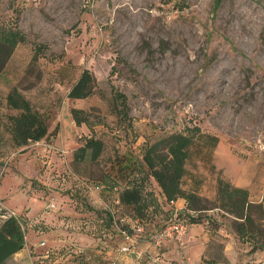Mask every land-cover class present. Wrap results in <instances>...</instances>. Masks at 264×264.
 I'll return each instance as SVG.
<instances>
[{
  "label": "rangeland",
  "instance_id": "rangeland-1",
  "mask_svg": "<svg viewBox=\"0 0 264 264\" xmlns=\"http://www.w3.org/2000/svg\"><path fill=\"white\" fill-rule=\"evenodd\" d=\"M0 16L15 19L26 36L0 75V115L8 113L6 96L16 89L62 136L0 157V201L17 213L26 237L23 251L4 264H76L75 236L89 231L81 222L91 211L78 194L89 166L73 167L65 156L91 135L104 143L99 161L107 168L116 151L136 153L164 133L198 127L204 136L190 151L184 184L201 189V217L215 209L216 161L232 178L240 160L251 183L264 178V0H0ZM84 69L95 76L99 94L69 100ZM111 87L126 97L130 129L114 115ZM73 107L84 111L87 125L72 128ZM207 136L219 140L214 153L205 148ZM52 153L56 163L41 177ZM39 186L57 202L53 214H71L52 229L57 246L48 225L33 222L45 208ZM261 187L264 195V182ZM70 193L79 219L62 200ZM50 246L55 253L45 257Z\"/></svg>",
  "mask_w": 264,
  "mask_h": 264
},
{
  "label": "trees",
  "instance_id": "trees-1",
  "mask_svg": "<svg viewBox=\"0 0 264 264\" xmlns=\"http://www.w3.org/2000/svg\"><path fill=\"white\" fill-rule=\"evenodd\" d=\"M179 9L182 10L183 7L180 5ZM25 42L26 36L19 29L17 21L2 20L0 16V75L15 49ZM40 48L34 53V61L42 52ZM97 91L95 76L88 69H84L69 89L67 98L89 99L99 94ZM111 104L118 122L126 123L130 129L126 97L114 87H111ZM5 109L8 113L0 115V157L18 150L23 152V148L30 143L39 142L50 135L54 136L55 130L48 134V119L16 89L6 96ZM69 112L75 126L88 124L83 110L71 108ZM203 136L198 127H187L184 132L164 133L153 141H146L137 154L132 151H116L113 161L105 168L99 161L104 151V143L91 135L72 152L71 164L73 167L87 164L88 183L102 186L109 191L116 190L121 214L131 220H137L143 227V233L151 230L154 232L158 219H161V216L162 219L165 218L163 202L169 203L179 198L187 203L186 210L179 217L186 221L188 227L201 224L213 229L218 225L214 219L199 215L201 209L197 204L202 201L201 197L192 190L183 189L190 151ZM206 138V150L213 151L219 142L218 138ZM212 168L214 169V166ZM214 208L222 212L218 213L219 215L229 218V227L241 242L251 246L250 252L264 251L263 206L251 203L248 192L234 187L221 171L216 174ZM190 212L196 215L190 216ZM106 216L109 218V225H112L110 213H106ZM148 227H151V230L148 231ZM121 230L131 232L126 226H122ZM25 240L24 229L16 219L0 221V264H4L14 254L23 250ZM50 253L48 251L49 256Z\"/></svg>",
  "mask_w": 264,
  "mask_h": 264
},
{
  "label": "crops",
  "instance_id": "crops-1",
  "mask_svg": "<svg viewBox=\"0 0 264 264\" xmlns=\"http://www.w3.org/2000/svg\"><path fill=\"white\" fill-rule=\"evenodd\" d=\"M83 100L77 99L73 101ZM35 109L38 110L37 108ZM48 125V134H50L52 132V128L49 122ZM72 128H75V124L73 121ZM59 139L60 141H62L60 127L59 133L56 132L54 136L50 135L48 138H44L39 142L30 143L29 147L32 146L34 148H39L42 145H45L46 142H53ZM218 145L219 142L212 153L215 152ZM74 150L75 149H73L72 152ZM62 152H64L65 155L68 154L67 151ZM72 152L69 158L67 157V155L65 156L67 162L69 163L72 162ZM138 152L139 150H137L136 154ZM55 160L56 156L52 153L49 156L48 161L42 162L43 167H41V169H43V172H41V170L39 169V175L41 177L44 176L43 173L46 169H50L51 166L56 163L54 162ZM240 162V171L234 178L226 174L224 169L218 167V161H216L215 166L217 167L215 168H218V170L216 171H221L222 174L230 181V183L234 187L246 190L248 192L249 201L251 203L261 204L264 208V195L261 190V183L264 182V178L259 175L257 177V181H259L260 183H251L249 179V171L246 167V164L242 160H240ZM47 181L51 184H55V182L53 181V176L50 177V173L47 177ZM38 188L41 189L40 191L42 193L40 197L45 203V208L43 211H45L49 201H53L56 208L57 202L53 199V197H51L50 189L42 186H39ZM183 189L192 190L199 197L203 196L200 188H192L189 185L184 184ZM78 194L82 195L81 202L84 204V206H87L88 210L95 213V211L99 209L101 210V213L97 216H92L90 215V212L86 216L87 219L82 220L81 222L87 225V229L89 231L86 234H79L78 237L75 236L77 238V240L76 238L75 240L80 242L76 251H71L75 255V257L73 258L78 259L75 262L76 264H155L151 260L154 257L159 258L160 263L158 264H264V251L257 250L255 252H250L251 246H249V244L247 243L241 242L229 227V218L223 217L218 213H213L221 217V219L217 221V227L209 229L208 227L201 224H193L188 227L185 235L183 236L181 246H179L172 240H168L165 241L161 247L156 248L152 245L150 240L151 233L153 232L152 230L150 232H144L143 234L135 233L133 231L132 220L129 217L123 216L121 214V208L118 205V193L116 190L109 191L105 188H102L101 190H86L81 187ZM215 197L216 176L214 180L213 201L215 200ZM62 200H67L68 207L73 210L75 218L79 219L83 216L77 215L76 211H74V208H76L72 205L74 202V194L70 193L68 195L62 196ZM162 207L166 212L165 218L162 219L161 216V219H158L157 227L153 230L159 228L167 220L172 209H177L181 212H184L187 208V203L184 199L179 198L173 201V205H169L168 203L163 202ZM52 212L53 210L46 213L44 216H41L42 213L39 214L33 219L35 220L33 222L35 225H48L46 229L50 231L51 240L53 241L51 246H57V242H55V239H57L58 237L53 233L52 229L59 224L58 218L60 216L66 218L71 216V214L69 213L62 215L53 214ZM21 213V216L23 218L26 217L24 214L25 211ZM106 213H110V216L113 219L112 225H109L110 221L106 216ZM212 218L214 219L215 217ZM220 220L222 223H220ZM76 221L80 222V220ZM122 226H126L127 228H129L131 230L129 234L137 238V251L143 255L141 260L137 261L134 255L123 253L120 251V248L125 245L124 238L120 233ZM92 229H94L95 231H91ZM97 230L99 231L98 234L96 233ZM64 244L65 243L62 244V247L66 245ZM31 245L38 248L40 244H37L36 242H34V240H31ZM51 246L47 247L44 250L41 249L43 254H46V256L44 255L45 257H48V251H50L51 254L55 253L54 250L56 248ZM40 248H45V245L44 247ZM22 251L23 250L14 254L13 256L21 253Z\"/></svg>",
  "mask_w": 264,
  "mask_h": 264
},
{
  "label": "built area",
  "instance_id": "built-area-1",
  "mask_svg": "<svg viewBox=\"0 0 264 264\" xmlns=\"http://www.w3.org/2000/svg\"><path fill=\"white\" fill-rule=\"evenodd\" d=\"M62 152V151H61ZM64 153V152H62ZM82 185L84 189L90 190V189H96V190H101L102 186L99 185H92L88 182H82ZM169 205H173V201L168 203ZM55 209V204L53 201H49L45 211L41 214V216H44L46 213L52 211ZM182 212L177 210V209H172L169 214V218L157 229L155 230L151 236L150 240L151 243L154 247L159 248L162 246V244L165 241L172 240L176 242L179 246L182 244V238L185 235L188 225L186 224V221L182 218H180V214ZM213 213H222L221 211L214 210ZM213 213L209 215L210 217L213 216ZM190 216H195L196 213L190 212ZM16 219L18 223L21 225V220L19 216L17 215L16 212L13 210L8 209L4 204L0 201V221H4L6 219ZM133 223V231L137 234L143 233V227L139 225L137 220H132ZM207 225V222H206ZM23 228V227H22ZM121 235L124 238L125 245L120 248V251L123 253L127 254H132L134 255L135 259L137 261L141 260L143 257L142 254H140L137 251V245H138V240L137 238L133 237L126 231L120 230ZM44 243H40V247H44ZM153 263L158 264L160 263V260L158 257H154L151 259Z\"/></svg>",
  "mask_w": 264,
  "mask_h": 264
}]
</instances>
